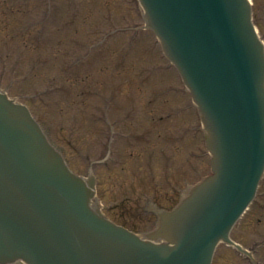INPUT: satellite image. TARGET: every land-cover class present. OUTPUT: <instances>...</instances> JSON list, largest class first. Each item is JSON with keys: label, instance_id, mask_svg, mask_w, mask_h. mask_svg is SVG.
I'll list each match as a JSON object with an SVG mask.
<instances>
[{"label": "rangeland", "instance_id": "rangeland-1", "mask_svg": "<svg viewBox=\"0 0 264 264\" xmlns=\"http://www.w3.org/2000/svg\"><path fill=\"white\" fill-rule=\"evenodd\" d=\"M29 1L12 5L14 20L29 16L40 37L33 41L27 33V42L16 44L6 42L13 17L0 0L6 63H0V86L31 108L75 171L86 175L93 161L105 159L93 171L108 217L136 231L151 229L157 210L172 204L170 190L207 172L205 160L195 157L200 123L180 78L142 28L132 0ZM252 3L264 39V0ZM81 54L85 60L74 65ZM78 80L80 96L70 87ZM97 89L107 99L114 89L109 111ZM108 118L113 125L106 128ZM257 199L232 232L251 255L220 244L214 264H264V179Z\"/></svg>", "mask_w": 264, "mask_h": 264}, {"label": "water", "instance_id": "water-1", "mask_svg": "<svg viewBox=\"0 0 264 264\" xmlns=\"http://www.w3.org/2000/svg\"><path fill=\"white\" fill-rule=\"evenodd\" d=\"M141 1L216 125L218 169L183 212L175 246L142 242L89 207L90 188L0 94V262L209 264L252 199L264 166V56L245 0Z\"/></svg>", "mask_w": 264, "mask_h": 264}]
</instances>
